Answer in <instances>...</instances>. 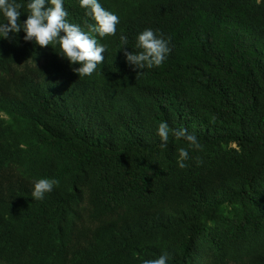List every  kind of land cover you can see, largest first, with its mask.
Here are the masks:
<instances>
[{
	"label": "trees",
	"instance_id": "1",
	"mask_svg": "<svg viewBox=\"0 0 264 264\" xmlns=\"http://www.w3.org/2000/svg\"><path fill=\"white\" fill-rule=\"evenodd\" d=\"M100 3L120 23L92 33L107 51L90 77L22 30L0 39V264H264V0ZM145 28L171 51L138 70L124 49ZM161 121L203 145L187 167ZM37 178L59 185L34 200Z\"/></svg>",
	"mask_w": 264,
	"mask_h": 264
},
{
	"label": "clouds",
	"instance_id": "2",
	"mask_svg": "<svg viewBox=\"0 0 264 264\" xmlns=\"http://www.w3.org/2000/svg\"><path fill=\"white\" fill-rule=\"evenodd\" d=\"M64 2L65 0H23L21 3L17 0H0V39H7L10 33L18 34L22 30L25 41L42 47L52 45L58 55L67 59L79 78L90 77L96 72L98 65L103 63L105 57L102 53L107 51L106 45L99 43L92 33L101 38L116 35L120 18L102 7L100 0H79L80 7L94 21L87 25L86 31L80 24L67 19L68 12ZM22 12L27 13V18L20 21ZM135 40V48L139 51L124 49V55L126 63L138 70L161 65L171 51L170 41L159 34L158 30L145 28L137 33ZM120 41L127 46L128 37L121 34ZM76 64L79 66L75 67ZM156 134L160 138L161 147H167L170 134L176 140L183 139L187 142V148L180 147L176 157V164L181 169L187 167L185 162L190 159L189 149L199 151L203 148L196 135L189 133L186 128L170 129L166 121L159 123ZM32 185V199L42 200L45 193H50L59 185V181L55 178H37ZM168 260V254L162 253L156 259L143 260L142 264H168Z\"/></svg>",
	"mask_w": 264,
	"mask_h": 264
}]
</instances>
